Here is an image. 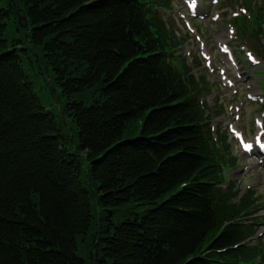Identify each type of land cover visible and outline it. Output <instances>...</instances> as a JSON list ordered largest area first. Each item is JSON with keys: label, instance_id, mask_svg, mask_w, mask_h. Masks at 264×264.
Here are the masks:
<instances>
[{"label": "trees", "instance_id": "16d2710c", "mask_svg": "<svg viewBox=\"0 0 264 264\" xmlns=\"http://www.w3.org/2000/svg\"><path fill=\"white\" fill-rule=\"evenodd\" d=\"M169 5L0 0V264H264L258 198L227 182L236 158ZM249 16L238 36L264 63Z\"/></svg>", "mask_w": 264, "mask_h": 264}, {"label": "rangeland", "instance_id": "374dc122", "mask_svg": "<svg viewBox=\"0 0 264 264\" xmlns=\"http://www.w3.org/2000/svg\"><path fill=\"white\" fill-rule=\"evenodd\" d=\"M190 2L193 0H170L169 10L164 11L163 16L182 41L176 54L188 61L195 60L199 64L196 73L205 77L207 92L203 99L209 106L212 127L225 133L236 158L235 166L226 170L227 182L232 181L240 194L248 190L258 198L252 222L257 237L253 240L264 239V161H261L264 155L244 153L232 132H240L247 141L254 143L260 130L258 123L264 113V64L247 43L237 38V27L239 17L247 19L244 23H252L253 19L248 16L250 12L264 14V0H195L196 12L189 10ZM260 42H264V36ZM40 77V82L35 83V92L46 107L56 110L61 100ZM260 139H264L263 134ZM67 147L73 149L71 140ZM85 167L82 162L81 178L84 182ZM90 202L95 211L91 192ZM154 205H139L133 207V211L141 212Z\"/></svg>", "mask_w": 264, "mask_h": 264}, {"label": "snow or ice", "instance_id": "6c2138e0", "mask_svg": "<svg viewBox=\"0 0 264 264\" xmlns=\"http://www.w3.org/2000/svg\"><path fill=\"white\" fill-rule=\"evenodd\" d=\"M193 5H195V0H193ZM225 51H227V49H225ZM249 59H252V57H251L250 54H249ZM244 148H245V149H249V148H251V145H249V144H245V145H244Z\"/></svg>", "mask_w": 264, "mask_h": 264}, {"label": "water", "instance_id": "95a60500", "mask_svg": "<svg viewBox=\"0 0 264 264\" xmlns=\"http://www.w3.org/2000/svg\"><path fill=\"white\" fill-rule=\"evenodd\" d=\"M261 127H262V129H264V114H263V117H262V120H261Z\"/></svg>", "mask_w": 264, "mask_h": 264}, {"label": "bare ground", "instance_id": "6f19581e", "mask_svg": "<svg viewBox=\"0 0 264 264\" xmlns=\"http://www.w3.org/2000/svg\"><path fill=\"white\" fill-rule=\"evenodd\" d=\"M197 10V9H196ZM195 10V11H196ZM254 155H258V153L256 151H254ZM264 157V156H263ZM262 157L261 161H264V158Z\"/></svg>", "mask_w": 264, "mask_h": 264}]
</instances>
